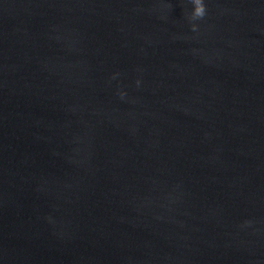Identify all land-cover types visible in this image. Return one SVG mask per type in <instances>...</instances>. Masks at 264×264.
<instances>
[{
	"label": "water",
	"instance_id": "95a60500",
	"mask_svg": "<svg viewBox=\"0 0 264 264\" xmlns=\"http://www.w3.org/2000/svg\"><path fill=\"white\" fill-rule=\"evenodd\" d=\"M204 3L0 0V264H264V0Z\"/></svg>",
	"mask_w": 264,
	"mask_h": 264
},
{
	"label": "clouds",
	"instance_id": "9594fccd",
	"mask_svg": "<svg viewBox=\"0 0 264 264\" xmlns=\"http://www.w3.org/2000/svg\"><path fill=\"white\" fill-rule=\"evenodd\" d=\"M206 13V6L204 3V0H200V4L199 7L196 10V17L197 18H202ZM193 29L195 30V28L197 27V25H192Z\"/></svg>",
	"mask_w": 264,
	"mask_h": 264
}]
</instances>
